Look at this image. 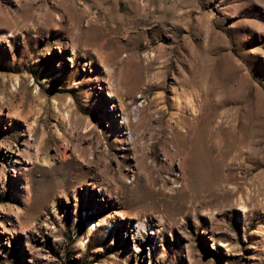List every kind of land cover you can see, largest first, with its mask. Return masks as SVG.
Masks as SVG:
<instances>
[{"label": "rangeland", "instance_id": "rangeland-1", "mask_svg": "<svg viewBox=\"0 0 264 264\" xmlns=\"http://www.w3.org/2000/svg\"><path fill=\"white\" fill-rule=\"evenodd\" d=\"M0 264H264V0H0Z\"/></svg>", "mask_w": 264, "mask_h": 264}, {"label": "bare ground", "instance_id": "bare-ground-1", "mask_svg": "<svg viewBox=\"0 0 264 264\" xmlns=\"http://www.w3.org/2000/svg\"><path fill=\"white\" fill-rule=\"evenodd\" d=\"M32 146H29V144H22V148L18 149L17 151V158H15L16 165L13 166V169L11 170V178H14L15 176H18L22 171L26 170L28 164L30 163V159L32 158V155H35V151L32 150ZM26 155V156H25ZM97 227L96 224L89 223L88 230H94Z\"/></svg>", "mask_w": 264, "mask_h": 264}]
</instances>
